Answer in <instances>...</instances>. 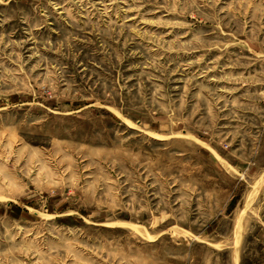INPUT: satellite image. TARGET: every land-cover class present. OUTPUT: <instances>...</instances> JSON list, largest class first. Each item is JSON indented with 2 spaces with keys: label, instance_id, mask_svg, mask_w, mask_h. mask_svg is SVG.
Returning <instances> with one entry per match:
<instances>
[{
  "label": "rangeland",
  "instance_id": "obj_1",
  "mask_svg": "<svg viewBox=\"0 0 264 264\" xmlns=\"http://www.w3.org/2000/svg\"><path fill=\"white\" fill-rule=\"evenodd\" d=\"M0 264H264V0H0Z\"/></svg>",
  "mask_w": 264,
  "mask_h": 264
}]
</instances>
